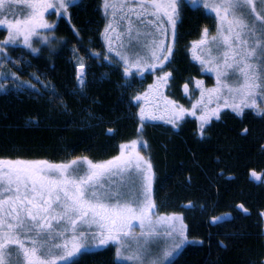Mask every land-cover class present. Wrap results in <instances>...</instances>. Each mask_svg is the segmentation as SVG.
<instances>
[{
    "label": "trees",
    "instance_id": "16d2710c",
    "mask_svg": "<svg viewBox=\"0 0 264 264\" xmlns=\"http://www.w3.org/2000/svg\"><path fill=\"white\" fill-rule=\"evenodd\" d=\"M178 11L172 55L164 66L171 73L166 93L188 106L183 85L194 78L211 79L188 47L204 29L211 32L215 20L186 1ZM103 25L101 0H78L68 6L67 16L35 35L31 47L8 44L0 53V72L12 71L19 82L29 84L0 91V160L87 157L98 162L139 136L154 173L156 212L181 215L188 239L195 241L185 243L165 264H260L264 180L256 181L250 173L264 174V115L245 109L237 116L224 108L219 120L212 118L205 126L203 138L194 116L178 120L177 127L141 122L134 98L146 80L136 74L126 77L119 64L103 59ZM80 62L87 80L84 94L74 91ZM258 105L264 106L262 101ZM217 216L227 219L212 223ZM77 259L79 264H127L116 258L113 244Z\"/></svg>",
    "mask_w": 264,
    "mask_h": 264
},
{
    "label": "snow or ice",
    "instance_id": "6c2138e0",
    "mask_svg": "<svg viewBox=\"0 0 264 264\" xmlns=\"http://www.w3.org/2000/svg\"><path fill=\"white\" fill-rule=\"evenodd\" d=\"M21 2L26 11L15 9L14 5ZM190 2L210 9L218 18L216 35L209 38L208 29H204L202 39L193 45L203 52V56L195 59L206 71L216 73L217 86L206 90L208 103L213 98L222 100L223 107L237 116H242L245 109L264 115V106H259L257 99L264 98V0ZM68 3L69 0H0V25L8 30L4 43H14L22 35L24 43L31 47L29 37L36 34L37 28L53 27L45 22L44 13L52 8L67 12ZM183 3L184 0H104L106 14L110 16L105 28L108 52H115L119 57L126 77L134 75L133 67L137 74L143 75L141 65L144 71L164 68L172 55V47L165 48L164 41L156 37L165 35L166 18L174 41L178 6ZM145 49L147 56L142 54ZM103 59L117 63L109 56ZM84 68L80 62L74 90L80 94L87 88ZM170 76L167 72L158 77L157 85L150 86V90L166 84ZM196 86L200 88L202 82L198 81ZM184 89L187 92V84ZM204 95L202 90L201 100L188 113L196 116L195 109L203 105L198 117L201 138L212 118H221L220 104L208 109ZM145 98L138 95L135 100ZM167 103L172 106L173 118L166 123L177 127L186 110L173 101ZM139 118L141 121L157 119L148 117L144 109ZM247 131L244 129V133ZM137 145L136 140L122 144L118 156L103 162L87 157L59 164L45 160H0V264H79L77 257L86 254L90 247L109 244L117 245L118 259L142 261L149 238L173 237L175 233L178 242L174 240L163 251L162 258L150 261V264H163L185 243H194L186 235L182 217L153 220L154 173L150 161L136 150ZM142 147H147L146 143ZM250 176L261 180L255 171ZM238 208L247 212L243 204ZM226 219L217 216L211 222ZM174 220L180 221L179 229L170 223ZM165 223L168 229L161 231L160 226ZM221 246L227 247L222 242ZM260 264H264V258Z\"/></svg>",
    "mask_w": 264,
    "mask_h": 264
},
{
    "label": "rangeland",
    "instance_id": "374dc122",
    "mask_svg": "<svg viewBox=\"0 0 264 264\" xmlns=\"http://www.w3.org/2000/svg\"><path fill=\"white\" fill-rule=\"evenodd\" d=\"M76 1H78V0H69L68 6L72 3H75ZM184 1L189 2V4L191 6H194L191 4L190 0H184ZM206 2L211 3L212 0H206ZM195 6L202 7L199 4L195 5ZM14 7L17 11H22V10L26 11L25 5L22 2L17 3L16 5H14ZM178 8H179V6H178ZM202 8L206 12L211 14L215 20L214 29L211 32L208 30L209 38H210L211 36L216 35L217 27H218V18H216L215 13L212 12L210 9H205L204 7H202ZM101 9H102L103 16H104L103 35H102L103 36V38H102L103 39V52H104L103 56L111 57L113 60L117 61V64H119L123 68L122 63L119 62V57H117L115 55V52H111V53L108 52V42H107V38H106V34H105V28H106L107 23L110 19V16L108 14H106V10L104 7V0H101ZM108 11L111 12V9H109ZM67 14H68V7H67V12H64L63 10H57L55 8H52V9H49L47 12L44 13V20L46 23H48L50 25H54L56 22V19L59 16H61V15L67 16ZM176 19H178V17ZM164 27L166 29L165 35L164 36L157 35L156 38L158 40L162 39L164 41L165 48H167L169 46L172 47L174 44L173 43L174 42L173 36H172V27H171V25L168 24L166 18H164ZM51 28H37L35 35L44 34ZM0 29H3V33L0 36V53H1V52H4L5 47L8 45V44L4 43V41L7 40V38H8V30H7L6 26H3V25H0ZM35 35H32L29 37V43L30 44H32V38ZM202 37H203V35L199 39L191 42L188 49L190 51L191 58L194 60V62H196L200 66L202 73L205 75L206 74L209 75L211 77V79L209 81H207L206 78H204V77L192 79V81L188 84V90L186 92L188 95V99H189V105L188 106H185L183 104H179V103L173 101V102H175V104L183 107L186 110L183 117L192 116V115H189L188 113L193 110L192 106L194 104H197L201 100V98H202L201 97V91L202 90L205 91V95H204L203 99L205 101V104H207L208 109L216 108L217 103L220 104L221 110L225 108V107H223V101L222 100L218 102L215 98H213L211 103H208V97L206 94V90L215 88L217 86V79H216V73L215 72L206 71L205 67L203 65H201L199 60L195 59L196 56H203V52L201 51L200 48H193V45L198 43L202 39ZM10 44H13V45L20 44L23 46H28L24 43V38L22 35L19 36L14 43H10ZM114 47H116V45H114ZM142 54L147 56L148 55L147 50L146 49L143 50ZM93 55L97 56L98 52H93ZM129 55H131V54L129 53ZM79 64L80 63H78L76 65V76H77V73L79 72ZM140 71H143V75L137 74V69L135 67L132 68L133 74H136L137 78L141 79L140 81L146 80V82L143 83L144 86L142 85V87H144L143 90L138 92L136 96H138V95L139 96H145L146 98L142 99L140 101H136L134 98V101L138 105L139 114H140L141 109H144L145 113L148 117H152V116L157 117V119L146 118L144 121H141V122L149 121V122H153V123L159 122V123H163L165 125L170 124V123H166L167 120L173 118L172 106L167 103V101H172L170 98L167 97V93H166V87H167L168 82L166 84H160L158 87H151V90H150V86L157 85L158 77L164 75L165 73H167L169 71L164 69V68L161 69L159 67H157L153 70L144 71L143 65H141ZM147 73H149L150 75H147ZM148 76L150 77V79H147ZM198 81L202 82V86L200 88H198L196 86ZM19 85H29V84H27V82H25V83L19 82V80L15 77V75L12 73V71L6 70L3 72H0V91H4L7 88L18 89ZM183 87H184V85H183ZM257 99H258V102L262 101L264 104V98L258 97ZM202 108H203V105H201L200 107H197L195 109L196 116H194V117H196L197 119L201 114ZM198 121L200 122L199 119H198ZM170 125H172V124H170ZM134 140L138 141V145H137L136 150L140 153L141 156H143L145 158V160H148V158L145 156L143 148H142L143 140L141 139V137L137 136V137L131 139L130 141L124 142L122 144H130ZM120 152H121V147H119V150H118L116 155H114L113 157L108 158L106 160H103V161H107V160H110V159L118 156L120 154ZM17 160L39 161V160H43V159H12V160H3V161H17ZM103 161H98V162H103ZM48 162H50V161H48ZM66 162H69V161H57V162L52 161L50 163L59 164V163H66ZM257 174L261 176V179L264 178V174H261V173H257ZM252 179H254V178H252ZM152 190H153V188H152ZM153 212H154L153 220H156L158 217H171V216H180L181 217V215H179V214H158L156 212V208L153 210ZM170 223L172 225H174L176 229L180 228V221L174 220V221H171ZM183 225L185 226L184 222H183ZM160 228H161V231H164L165 229H168V224L167 223L162 224L160 226ZM185 228H186V226H185ZM139 231H140L139 228H137L136 229L137 236H139ZM174 240L176 242H178V240H179V237L175 233L173 234V237L160 236V237L149 238L148 243L145 245V247L148 249V251L142 257V261H125L122 259H118L117 257L116 258L119 261H122V262L127 263V264H150L151 260L157 259L158 257L162 258L163 251L166 248H168L174 242ZM113 245L115 247V256H116L117 245H115V244H113ZM102 247H104V246L90 247L88 250H95V249H99ZM169 260L164 261L163 264H165Z\"/></svg>",
    "mask_w": 264,
    "mask_h": 264
}]
</instances>
